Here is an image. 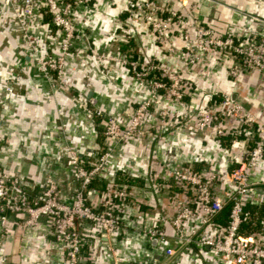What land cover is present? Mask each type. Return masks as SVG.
Segmentation results:
<instances>
[{
  "label": "crops",
  "instance_id": "1",
  "mask_svg": "<svg viewBox=\"0 0 264 264\" xmlns=\"http://www.w3.org/2000/svg\"><path fill=\"white\" fill-rule=\"evenodd\" d=\"M191 1L198 2L195 13L216 33L231 32L242 38L260 28V23L251 15L264 17V0ZM11 12V6L0 0V94L10 67L20 68L15 88L0 110V162L9 171L20 169L27 173L31 193L52 174L61 198L67 201L78 181L74 177L75 168L67 163V145L62 132L69 133L70 144L89 159L113 143L103 133V118L94 114V108L101 107L126 124L136 102L144 96L128 67L110 56H119L125 48L133 46L142 57L156 58L171 67H179L181 61L157 42L145 23L129 22L123 0H88L79 11L78 26L82 32L77 42L81 46L65 62L71 88L51 93L47 78L26 65L28 47L16 21L10 19ZM31 31L42 51L57 49L62 38L61 30L50 24L49 15L42 7L33 18ZM171 40L178 46L183 44L176 33L171 34ZM211 62L226 65L227 59L215 56ZM218 66L208 76L200 74L201 65L183 71L187 103L196 108L205 99L206 89L219 87L245 104L259 121L264 120V70L242 71L230 76ZM156 122L154 117L149 124ZM226 124L234 130L224 135H216L211 130L193 132L188 127L182 131L161 130L149 125L151 129L145 135L121 141L100 174L92 180L88 195L91 202L97 203L109 185L125 187L129 195L116 207L125 226L121 232L104 235L90 223L82 222L83 244L78 264H115L114 254L127 257L130 264H160L165 261L164 249L168 246L177 248V264H211L210 247L181 245L168 221L162 223L166 234L160 240L149 237L143 228L161 224V216L173 215L180 200H185L194 206V213L184 222L185 228L199 227L213 234L212 225L201 227V212L192 192L171 176L165 165L197 168L203 174L227 173L235 165L230 162L231 157L247 156L258 124L252 126L231 118L226 119ZM251 180L254 183L249 188L246 204L261 212L264 155L252 170ZM227 185L220 180L217 189L222 191ZM139 214L142 218L137 217ZM259 216L264 217V213ZM216 222L223 225L220 213ZM14 226L10 223L11 229ZM107 242L113 245L114 251L108 248ZM6 249L10 253L9 264L68 263L62 244L49 234L44 218L37 226L18 235L14 243L9 242Z\"/></svg>",
  "mask_w": 264,
  "mask_h": 264
},
{
  "label": "built area",
  "instance_id": "2",
  "mask_svg": "<svg viewBox=\"0 0 264 264\" xmlns=\"http://www.w3.org/2000/svg\"><path fill=\"white\" fill-rule=\"evenodd\" d=\"M4 1L11 6L10 19L16 21L20 36L28 47L26 65L47 78L51 93L70 89L65 62L70 53L81 46L77 42L82 32L78 26L79 11L88 0ZM123 1L129 22L145 23L155 34L157 42L180 58L181 65L171 67L156 58L142 57L133 46L125 48L119 56H110L128 67L132 78L143 89L144 96L136 102L126 124L103 108H94V114L103 118V133L112 138L113 143L89 159L70 144L69 133L62 132L67 145V163L75 168L74 177L78 181L71 199L66 201L61 198L58 183L52 174H48L39 189L31 193L28 190L27 173L20 169L9 171L0 162V264H9L7 244L14 243L18 235L40 224L43 218L49 234L62 244L67 264H78L83 244L82 222L90 223L104 235L121 232L125 226V221L116 212L119 202L129 195L125 187L109 185L101 192L97 203L91 202L88 195L92 180L100 174L121 141L131 136L145 135L155 125L161 130L182 131L188 127L193 132L211 130L216 135H224L234 130L227 126L228 118L252 126L258 125L247 156L240 159L231 157L230 162L235 165L227 173L211 171L203 174L197 168L165 165V170L192 192L195 205L201 212V227L212 225L213 234L201 231L199 227L185 228L184 222L194 213V206L185 200H180L173 215L163 214L161 224L143 229L149 237L160 240L166 234L162 223L168 221L181 245L209 246L211 264H264V217L258 216L257 219L255 213L244 206L249 188L254 183L251 180L252 170L264 155V120L259 121L245 104L219 87L206 89L202 104L191 107L185 98L182 75L189 67L201 65L200 74L208 76L212 68L218 66L211 62L215 56L227 59L226 65L219 62L218 67L226 69L230 76H237L242 71L264 70V17L251 15L260 23V28L241 38L231 32L216 33L211 25L195 13L197 1ZM41 7L48 13L50 24L62 32L61 41L55 50L42 51L31 31L33 18ZM172 33L179 35L182 45L172 42ZM9 70L0 94V110L15 88L20 74V68L16 66H11ZM154 117L157 122L149 124ZM146 121L151 127L145 124ZM220 180L228 184L222 191L217 189ZM228 202L230 211L227 221L220 225L216 217ZM137 217L142 218V215ZM249 221L254 227L248 230L245 224ZM10 223L15 224L12 229ZM107 245L114 251L111 243L107 242ZM164 254L165 261L160 264H177L176 247H166ZM114 263L130 264L127 257L119 254H114Z\"/></svg>",
  "mask_w": 264,
  "mask_h": 264
},
{
  "label": "trees",
  "instance_id": "3",
  "mask_svg": "<svg viewBox=\"0 0 264 264\" xmlns=\"http://www.w3.org/2000/svg\"><path fill=\"white\" fill-rule=\"evenodd\" d=\"M244 206L246 208H249L250 207L246 203H245ZM260 209H261V212H257L255 209H251V211L253 213H255L257 219H258V216L260 215V213H264V202L261 204ZM229 211H230V203L228 202V203H226L224 205V207L222 208V210L219 212L221 214V217H222V224L226 223L227 218H228ZM253 218H254V216L251 218V220H253ZM253 227H254V225H250V221L247 224H245V229H248L249 230V229H252Z\"/></svg>",
  "mask_w": 264,
  "mask_h": 264
},
{
  "label": "water",
  "instance_id": "4",
  "mask_svg": "<svg viewBox=\"0 0 264 264\" xmlns=\"http://www.w3.org/2000/svg\"><path fill=\"white\" fill-rule=\"evenodd\" d=\"M233 98V97H232Z\"/></svg>",
  "mask_w": 264,
  "mask_h": 264
}]
</instances>
